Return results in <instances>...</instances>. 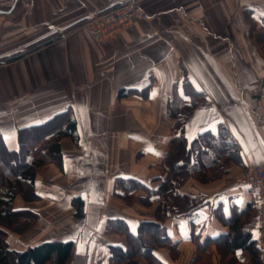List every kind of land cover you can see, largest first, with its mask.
<instances>
[{
    "label": "crops",
    "instance_id": "obj_1",
    "mask_svg": "<svg viewBox=\"0 0 264 264\" xmlns=\"http://www.w3.org/2000/svg\"><path fill=\"white\" fill-rule=\"evenodd\" d=\"M123 1L10 0L11 6L0 11L2 19H10L15 8L22 9L16 28L0 31V58L47 35L60 36L0 65L4 148H17L19 128L64 114L76 122L77 144L70 138L59 141L61 168L50 165L35 175L37 199L14 197L15 209L37 215L18 240L23 249L45 241H72L75 256L81 254L86 264H105L106 244L123 241L104 235L107 219L124 220L132 233L141 221H153L158 198L142 208L138 199L144 193L136 192L134 203L126 206L113 197L114 184L119 179L148 181L159 173L176 122L167 115V100L176 86L182 102H190L182 88L186 79L202 95L184 120L186 140L222 124L242 158V166L230 165L214 182L202 185L188 178L180 192L199 196L204 205L190 216L164 220L178 253L172 259L166 248H157L156 256L165 264H191L196 258L191 234L200 240L226 234L228 227L215 212L228 216L233 208L256 202L236 178L242 169L264 167V56L251 36L252 29H264V0H136L147 20L134 22L110 40H98L79 26ZM121 89L136 92L118 98ZM178 113L183 115V108ZM149 185L155 189L158 182ZM73 197L84 202L80 218L72 216ZM251 233L257 237L256 228ZM12 236L6 239L8 247L23 250L11 246ZM212 246L210 261L220 264ZM235 255L238 264H249L245 252Z\"/></svg>",
    "mask_w": 264,
    "mask_h": 264
},
{
    "label": "trees",
    "instance_id": "obj_2",
    "mask_svg": "<svg viewBox=\"0 0 264 264\" xmlns=\"http://www.w3.org/2000/svg\"><path fill=\"white\" fill-rule=\"evenodd\" d=\"M251 34L264 56V29H252ZM59 38L54 33L35 40L0 58V65L13 63ZM148 84L146 91L151 86V83ZM182 88L183 93L189 95L190 102L184 104L176 94V86L172 87V96L167 100V115L176 122L171 129L159 173L148 181L119 179L114 184L113 197L128 206L134 201L136 192L144 193V197L139 198L144 206L151 204V198H158L154 220L141 221L136 232L132 233L124 220L107 219L104 235H118L124 238V243L106 244L108 257L105 264H142L140 259L144 264H165L156 256L157 248H166L170 257L175 259L178 245L166 235L164 220L190 216L204 205L199 196L181 193V185L188 178L202 185L208 184L225 174L230 165L242 166L240 148L222 124L215 131H204L186 140L182 128L184 120L201 101L202 95L186 79L182 81ZM135 90L121 89L117 96L126 97ZM180 108L184 110L181 116L178 113ZM62 138H70L74 145L77 144L75 119L66 114L19 128L15 150L5 149L0 141V264H75V245L72 241H45L17 251L10 249L6 240L10 234L20 235L35 223L37 215L34 212L14 208V197L20 195L24 201L37 199L34 177L50 165L61 168L59 141ZM28 155L30 159H26ZM152 182H158L155 189L149 185ZM70 203L75 208L72 216L80 218L83 200L73 197ZM255 209L256 203L251 201L243 208H233L228 216L217 210L215 216L223 226L228 227V232L217 238L204 237L202 240L200 235L191 234L190 238L196 244V258L209 255V247L213 245L222 255L221 249H224L231 256V262H237L235 252L242 251L247 254L250 264H262L257 240L251 233L256 228Z\"/></svg>",
    "mask_w": 264,
    "mask_h": 264
},
{
    "label": "built area",
    "instance_id": "obj_3",
    "mask_svg": "<svg viewBox=\"0 0 264 264\" xmlns=\"http://www.w3.org/2000/svg\"><path fill=\"white\" fill-rule=\"evenodd\" d=\"M147 20V14L141 10L136 0H126L108 9L93 14L80 23L98 40H110L124 28L136 21ZM239 184H245L254 193L256 201L257 245L264 264V167L247 168L236 178Z\"/></svg>",
    "mask_w": 264,
    "mask_h": 264
},
{
    "label": "rangeland",
    "instance_id": "obj_4",
    "mask_svg": "<svg viewBox=\"0 0 264 264\" xmlns=\"http://www.w3.org/2000/svg\"><path fill=\"white\" fill-rule=\"evenodd\" d=\"M10 0H0V11H2V10H7L11 5H9L8 4V2H9ZM19 11H22V9L19 7V8H15L14 10H13V12H14V14L15 15H13V16H11V18L10 19H5V18H3L2 19V17H1V15H0V31H4V32H8V30H10V29H14V28H16V24H17V19H18V13H19ZM7 20V21H6ZM5 27V28H4ZM4 28V29H3ZM11 33H13V32H11ZM12 36H13V34H12ZM264 146V145H263ZM236 166V165H235ZM244 170L242 169L240 172H238L237 173V176H239L242 172H243ZM193 179V178H192ZM195 180V179H194ZM196 181V180H195ZM197 182V181H196ZM199 183V182H198ZM205 185V184H204ZM135 200V199H134ZM134 203V201L132 200V203H131V205ZM138 203H139V205L140 206H142V208L144 207V208H146V207H150L151 205L149 204L148 206H144V205H141V203L139 202V199H138ZM256 203V202H255ZM124 204V203H123ZM124 205H126V204H124ZM130 205V206H131ZM158 205V204H157ZM126 206H128V205H126ZM157 208V207H156ZM155 211H156V209H155ZM155 215V214H154ZM255 217H256V209H255ZM122 239H123V241H122V244L124 243V238L123 237H121ZM10 244H11V246H15V247H17L18 249H23L25 246L24 245H22L20 242H19V240H18V235H13L12 236V240H10V242H9ZM13 243V244H12ZM214 249V253L216 254V257H218V259H219V263L220 264H238V262H231V256H229V255H227L226 254V252H225V250L224 249H221V252H223V255L218 251V249L214 246H212V250ZM209 251H210V247H209ZM210 254V253H209ZM195 256H196V253H195ZM81 257H82V255L81 254H79L78 253V257L76 256V258H75V261H74V263L75 264H86V261H85V259L84 260H82L81 259ZM139 262L140 263H142V264H144V262H143V260H139ZM191 264H212L211 263V261H210V257H209V255H206V256H204V255H202L201 257H197L196 258V260L193 262V263H191ZM249 264H250V262H249ZM263 264V263H262Z\"/></svg>",
    "mask_w": 264,
    "mask_h": 264
}]
</instances>
